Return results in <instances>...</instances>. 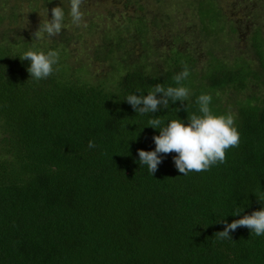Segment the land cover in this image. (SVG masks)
Masks as SVG:
<instances>
[{
    "label": "trees",
    "instance_id": "obj_1",
    "mask_svg": "<svg viewBox=\"0 0 264 264\" xmlns=\"http://www.w3.org/2000/svg\"><path fill=\"white\" fill-rule=\"evenodd\" d=\"M57 2L42 0V8L66 11ZM202 22L212 26V17ZM120 36L108 52L128 55ZM67 43L61 32L58 42L32 50L61 56ZM263 44L255 27L259 63L239 56L233 66L214 63L205 82H195L196 57L178 49L163 69L150 71L132 57H113L122 69L105 82L103 76L70 80L60 60L58 71L35 81L27 71L31 62L19 58L24 51L11 52L12 45L0 41V264H264V235L239 227L232 239L215 236L225 228L222 221L264 208L254 193L264 190V94L218 95L229 87L238 93L249 81L264 87ZM184 64L191 72L183 81L192 93L184 102L188 113L176 111L179 101L145 115L127 103L126 96L147 95L156 84L178 86L172 77ZM201 94L212 95L214 114L234 115L239 146L228 150L226 163L187 175L175 167L176 153L161 154L151 175L138 156L140 149L155 150L153 137L160 134L148 120L187 124L188 115H199ZM237 209L240 215H232Z\"/></svg>",
    "mask_w": 264,
    "mask_h": 264
},
{
    "label": "rangeland",
    "instance_id": "obj_2",
    "mask_svg": "<svg viewBox=\"0 0 264 264\" xmlns=\"http://www.w3.org/2000/svg\"><path fill=\"white\" fill-rule=\"evenodd\" d=\"M56 2L66 9L61 32L67 35L68 43L60 61L68 68L65 75L70 80L93 81L99 76L105 82L115 80L122 68L114 58L130 62L132 57L147 71L163 69L164 61L168 62L176 49L196 57L192 70L195 82L202 78L205 82L204 74L214 63L233 66L238 56L250 64L259 63L252 44L255 27L264 38V0H84L81 11L86 28L71 23L70 0ZM51 8H42V0H0V41L10 43L11 52L58 42L60 34L33 39L41 22L51 20ZM220 10L222 14H218ZM210 16L212 26H205L202 21ZM140 17L142 22L138 21ZM141 26L145 28L138 34L137 27ZM118 35L124 38V47L130 49L128 55L124 50L108 52V44L114 43ZM22 41L28 44L24 47ZM249 82L238 93L229 87L218 91V95L223 100L238 98L250 89L264 94V87Z\"/></svg>",
    "mask_w": 264,
    "mask_h": 264
},
{
    "label": "clouds",
    "instance_id": "obj_3",
    "mask_svg": "<svg viewBox=\"0 0 264 264\" xmlns=\"http://www.w3.org/2000/svg\"><path fill=\"white\" fill-rule=\"evenodd\" d=\"M84 0H70V11L68 15L71 23L77 27L86 28L88 25L84 20V13L81 11V5ZM51 20L42 21L38 30L33 34V39H42L44 34L49 38L57 36L64 27L65 11L57 6L51 9ZM21 61H30V67L27 71L31 79L40 81L49 78L58 68L60 53L58 50L44 51L27 50L21 56ZM191 75L189 67L184 64L183 70L172 77L176 87L164 84H156L147 95L130 94L126 96V101L139 114L156 113L159 109H167L169 102L175 104L181 102V107L176 111H187L189 104H184L192 95L190 89L183 85ZM139 92V90H137ZM157 94H162L157 98ZM211 94H201L196 99L199 115L192 113L188 115L189 123L185 124L181 119H172L166 126L162 127L163 121L160 118L148 120V126L159 129L160 134L153 137L155 150H138L139 163L147 166L151 175L154 176L158 170V165L162 163L163 155L176 153L174 164L179 173L187 175L190 172H204L211 169L212 166L226 163L227 152L229 149L238 147L240 143V133L235 127L234 115L229 111L227 114L216 115L211 110ZM88 147L95 148L94 141H89ZM260 202H264V190L254 192ZM237 209L232 215H240ZM221 222V221H219ZM225 224L223 231L217 232L215 236L221 240L232 239L230 233L239 227H246L256 236L264 235V208L252 212L250 215H244L231 223L222 221Z\"/></svg>",
    "mask_w": 264,
    "mask_h": 264
}]
</instances>
